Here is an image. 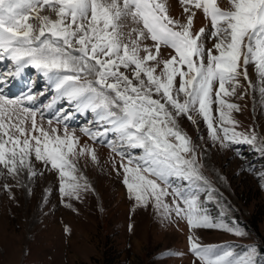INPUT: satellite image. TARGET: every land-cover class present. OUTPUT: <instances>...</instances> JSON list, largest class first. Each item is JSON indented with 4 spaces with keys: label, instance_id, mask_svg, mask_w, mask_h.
<instances>
[{
    "label": "snow or ice",
    "instance_id": "obj_1",
    "mask_svg": "<svg viewBox=\"0 0 264 264\" xmlns=\"http://www.w3.org/2000/svg\"><path fill=\"white\" fill-rule=\"evenodd\" d=\"M180 3L183 21L171 16L168 0H0V59L10 60L14 69L0 72V166L13 178L24 171L32 178L34 159L58 173L62 198L78 200L91 190L87 178L77 174L76 161L85 154L93 161L97 157L68 130L72 114L57 113L56 124H64L61 134L52 119L43 126L42 109L26 106L44 93L29 87L12 98L4 91L9 77L30 66L56 93L44 109L66 99L77 112L94 115L98 130L81 129L90 139L114 134L107 144L121 158L129 198L136 206L151 203L165 218L175 213L186 219L189 251L199 264H256L254 245L238 253L231 245L202 244L195 236L199 228L245 233L235 221L230 226L209 214L205 204L213 199V189L178 118L195 123L193 114L202 117L209 138L222 147L255 146L259 139L256 150L264 152V139L237 130L232 111L239 106L225 99L236 93L241 76L256 89L249 64L264 97V0H228L227 8L217 0ZM193 9H202L210 20V36L204 27L193 32ZM45 10L50 14L42 15ZM205 37L214 41L212 47L206 48ZM165 47L171 49L167 57ZM137 149L140 155L130 154ZM202 191L209 193L205 201Z\"/></svg>",
    "mask_w": 264,
    "mask_h": 264
},
{
    "label": "rangeland",
    "instance_id": "obj_2",
    "mask_svg": "<svg viewBox=\"0 0 264 264\" xmlns=\"http://www.w3.org/2000/svg\"><path fill=\"white\" fill-rule=\"evenodd\" d=\"M51 16L55 18L54 14ZM30 23L39 24L36 20ZM170 51L165 47L162 55L167 57ZM242 82L246 83L244 79ZM242 82L236 93L225 99L239 106L238 111H232L237 130L254 131L264 139V97L258 88L248 96ZM40 85L42 88L34 94L44 93V105L52 92H48L43 81ZM60 109L74 117L66 121L68 130H74L79 141H90L89 147H97L96 161L88 154L76 161L77 174L87 178L91 190L82 193L78 200L62 198L58 173L34 159L37 174L32 178L26 171L13 178L0 166V264H199L189 251L186 219L175 213L165 218L151 203L136 206L129 198L122 182L121 158L107 144L114 134L93 141L81 131L85 127L93 131L99 128L89 111L83 116L64 99ZM193 115L195 123L185 116L179 117L178 123L191 138L201 172L213 189V199L205 207L214 221L223 219L230 226L235 221L245 233L237 236L224 229L199 228L194 234L202 244L231 245L238 253L245 246L254 245L258 251L256 264H264V152L256 150L259 139L255 146L241 142L222 147L209 138L203 118ZM52 116L43 110L45 128ZM40 119L38 115V122ZM52 120L62 134L64 124ZM130 154L140 155V150ZM208 195L202 191L201 201ZM164 199L171 205L172 196Z\"/></svg>",
    "mask_w": 264,
    "mask_h": 264
},
{
    "label": "bare ground",
    "instance_id": "obj_3",
    "mask_svg": "<svg viewBox=\"0 0 264 264\" xmlns=\"http://www.w3.org/2000/svg\"><path fill=\"white\" fill-rule=\"evenodd\" d=\"M168 4H169V12H170V14H171V16H173L174 18H176V19H180V20H185L186 19V16H185V14L183 13V7H182V5L180 4V2L178 3V1L177 0H168ZM217 4L220 6V7H222V8H227V7H230V4L228 3V0H217ZM193 11L195 12V16H194V23H193V32H195V31H198L201 27H204V28H206V30H208V33H209V36H210V30H211V24H210V20L209 19H206L205 17H204V14H203V11H202V9H200V10H197V9H193ZM42 15H49L47 12H42L41 13ZM150 43V42H149ZM213 43H214V41L213 40H211V39H209L208 37H205V46H206V48H210V47H212V45H213ZM2 60L3 59H0V61H1V63H2ZM10 65H12V62L10 61ZM10 65H9V67H10ZM28 67H30V66H28ZM25 69V68H24ZM37 70V69H36ZM36 73L38 74V75H40L41 76V78L40 79H44L45 80V82L47 83V86H48V88H49V90H52L53 91V97L56 95V93H55V91L53 90V88H52V86L48 83V81L46 80V78L44 77V75L41 73V72H39L38 70L36 71ZM248 74H249V78H250V80L252 81V83L254 84V85H256V88H259V86H260V83H259V80H258V77H257V75H256V72H255V68H254V65H252V64H249V66H248ZM24 77H25V70H23L22 72H21V74L19 75V76H17L16 77V83L14 84V83H12V84H7V86L6 87H4L5 89H7L8 88V90L11 88V89H15V88H17V87H20L22 84H25V82L23 81L24 80ZM15 80V79H14ZM240 81L242 82L243 81V77L241 76L240 77ZM10 81L8 80V83H9ZM18 84V85H17ZM177 84H178V79H177ZM242 87L244 88L243 90L245 91V92H247L248 91V96H250L251 94H252V92H253V90L254 89H252V88H249L248 87V82L246 81V83L245 82H242ZM17 86V87H16ZM42 91V90H41ZM251 91V92H250ZM251 93V94H250ZM53 101V98H52V100H51V102ZM50 102V103H51ZM68 102V101H67ZM49 103V104H50ZM59 103H61V99H58L53 105H52V107L51 108H48V109H46L47 111H49V110H51V111H53V112H55V110H56V108H57V104H59ZM62 104V103H61ZM64 106V105H63ZM58 112H60L59 110H58ZM58 112H56V113H54V115H53V117H52V119H55V117L57 116V113ZM90 112V111H89ZM88 113V112H87ZM83 116L86 114V113H81ZM90 114L93 116V118H94V115L90 112ZM81 115V116H82ZM75 116V115H74ZM54 121V120H53ZM76 136H77V134H75ZM83 138V137H82ZM83 146H85V145H87L88 146V144L90 145L91 143H90V141H87L86 139H81V141H79ZM92 145V144H91ZM94 146V145H93ZM91 148H92V146H91ZM94 148H97V147H94ZM93 148V149H94ZM99 150V149H98ZM104 150V149H103ZM102 151V150H101Z\"/></svg>",
    "mask_w": 264,
    "mask_h": 264
}]
</instances>
